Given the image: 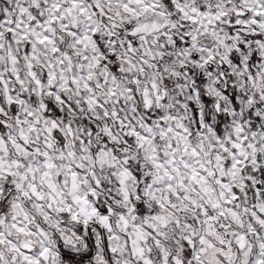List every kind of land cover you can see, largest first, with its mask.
<instances>
[{"label":"snow or ice","instance_id":"6c2138e0","mask_svg":"<svg viewBox=\"0 0 264 264\" xmlns=\"http://www.w3.org/2000/svg\"><path fill=\"white\" fill-rule=\"evenodd\" d=\"M0 264H264V0H0Z\"/></svg>","mask_w":264,"mask_h":264}]
</instances>
